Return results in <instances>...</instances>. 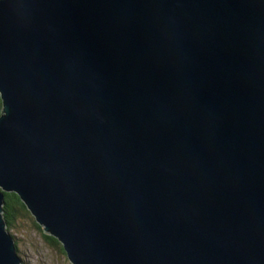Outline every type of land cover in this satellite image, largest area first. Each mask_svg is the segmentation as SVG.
Returning <instances> with one entry per match:
<instances>
[{"label":"water","instance_id":"1","mask_svg":"<svg viewBox=\"0 0 264 264\" xmlns=\"http://www.w3.org/2000/svg\"><path fill=\"white\" fill-rule=\"evenodd\" d=\"M0 100L68 264H264V0H0Z\"/></svg>","mask_w":264,"mask_h":264},{"label":"rangeland","instance_id":"2","mask_svg":"<svg viewBox=\"0 0 264 264\" xmlns=\"http://www.w3.org/2000/svg\"><path fill=\"white\" fill-rule=\"evenodd\" d=\"M5 231L12 238L20 264H68L57 244L39 234L24 212L17 210Z\"/></svg>","mask_w":264,"mask_h":264},{"label":"trees","instance_id":"3","mask_svg":"<svg viewBox=\"0 0 264 264\" xmlns=\"http://www.w3.org/2000/svg\"><path fill=\"white\" fill-rule=\"evenodd\" d=\"M0 108H1V100H0ZM1 201H2V204H1V217L5 223V226L8 224H10L12 222V217L14 215V213L17 211V210H23L22 207H21V199L19 198H16V197H13V191H3L1 190ZM48 238V241L49 242H52V243H56L55 239L53 236H49L47 235L46 236ZM14 245V243H13ZM58 247V245H57ZM15 248V247H14Z\"/></svg>","mask_w":264,"mask_h":264},{"label":"clouds","instance_id":"4","mask_svg":"<svg viewBox=\"0 0 264 264\" xmlns=\"http://www.w3.org/2000/svg\"><path fill=\"white\" fill-rule=\"evenodd\" d=\"M19 259H20V258H19ZM18 264H20V262H19Z\"/></svg>","mask_w":264,"mask_h":264},{"label":"flooded vegetation","instance_id":"5","mask_svg":"<svg viewBox=\"0 0 264 264\" xmlns=\"http://www.w3.org/2000/svg\"><path fill=\"white\" fill-rule=\"evenodd\" d=\"M19 262H20V260H19Z\"/></svg>","mask_w":264,"mask_h":264}]
</instances>
